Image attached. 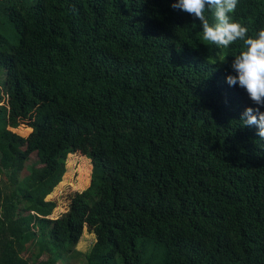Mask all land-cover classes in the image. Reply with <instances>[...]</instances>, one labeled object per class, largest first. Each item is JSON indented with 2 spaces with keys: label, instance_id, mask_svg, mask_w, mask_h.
<instances>
[{
  "label": "trees",
  "instance_id": "1",
  "mask_svg": "<svg viewBox=\"0 0 264 264\" xmlns=\"http://www.w3.org/2000/svg\"><path fill=\"white\" fill-rule=\"evenodd\" d=\"M172 2L0 0V264L74 263L85 227L84 264H264V140L227 82L243 41ZM231 15L254 36L264 0ZM76 152L90 183L51 218Z\"/></svg>",
  "mask_w": 264,
  "mask_h": 264
},
{
  "label": "clouds",
  "instance_id": "2",
  "mask_svg": "<svg viewBox=\"0 0 264 264\" xmlns=\"http://www.w3.org/2000/svg\"><path fill=\"white\" fill-rule=\"evenodd\" d=\"M239 0H173L171 7L182 10L200 21L203 39L217 46L227 48L243 41L244 50L234 55L231 68L234 74L227 75L230 86L243 88L255 107L249 106L242 113L244 126L255 127L257 135L264 140V28L254 35H248L246 25L234 20ZM206 10L213 12L210 21Z\"/></svg>",
  "mask_w": 264,
  "mask_h": 264
},
{
  "label": "rangeland",
  "instance_id": "3",
  "mask_svg": "<svg viewBox=\"0 0 264 264\" xmlns=\"http://www.w3.org/2000/svg\"><path fill=\"white\" fill-rule=\"evenodd\" d=\"M37 156L33 152L26 162V169L36 166ZM92 163L89 158L82 155L79 152L70 153L67 155L65 162V171L62 175L61 181L53 188V190L46 196V199H52L56 201V207L54 208L52 214L49 216L51 218H56L65 213L68 209L70 195L74 191H81L86 188L90 183ZM95 242L94 233L88 231L86 227L75 246L76 251L79 253L73 254L75 261H65V258L59 260V264H84L85 260L83 254L89 253L91 247ZM24 256H26L24 254Z\"/></svg>",
  "mask_w": 264,
  "mask_h": 264
}]
</instances>
